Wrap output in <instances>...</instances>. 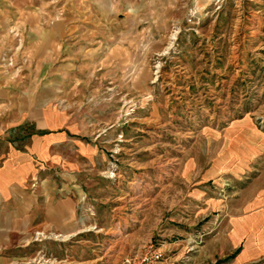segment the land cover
<instances>
[{"label":"rangeland","instance_id":"1","mask_svg":"<svg viewBox=\"0 0 264 264\" xmlns=\"http://www.w3.org/2000/svg\"><path fill=\"white\" fill-rule=\"evenodd\" d=\"M16 3L0 0V132L21 146L55 108L62 123L49 128L73 124L94 148L85 230H34L73 249L37 247L26 261L99 264L110 245L102 264H235L238 247L210 240L264 172V0ZM252 15L261 25L248 31ZM250 141L237 168L228 149Z\"/></svg>","mask_w":264,"mask_h":264},{"label":"crops","instance_id":"2","mask_svg":"<svg viewBox=\"0 0 264 264\" xmlns=\"http://www.w3.org/2000/svg\"><path fill=\"white\" fill-rule=\"evenodd\" d=\"M21 3L25 6L26 0H19L16 4ZM252 16L254 18L246 21L244 27L249 29L261 25L260 19ZM119 38L120 45H116L114 50L122 52L123 37ZM60 117L55 108L47 113L40 111V115L34 117L38 133L32 134L21 146L6 139V131L0 132V264H36L26 259L37 247L45 248L47 241L33 240L31 234L34 230L62 236L76 235L85 230L84 224L90 218L86 211L90 203L86 188L94 148L83 138L74 135L73 124L60 130L49 128L51 126L48 124L54 121L62 123ZM246 125L247 122H239L231 129L239 126L240 130H244ZM249 138L251 140V135ZM228 150V155H235V159H238L237 168L241 167L238 165L241 159H247L254 151L251 141L245 148L237 143ZM242 154L246 158H241ZM122 198L121 203L118 202L119 207L124 200L127 201ZM224 219V228L210 240L215 246L212 249L230 252L238 247L232 257L235 264L264 259L263 171L236 192L234 204L229 207ZM65 244L56 242L47 247L59 255L61 249H73ZM80 244L81 247L86 245L85 241H80ZM108 247L98 254L99 264L107 260L108 253L112 254V247ZM82 250L86 251L84 248ZM78 262L91 264V257L84 255Z\"/></svg>","mask_w":264,"mask_h":264}]
</instances>
